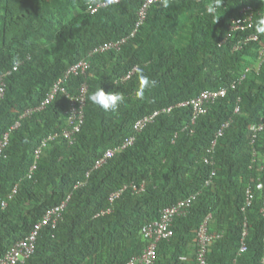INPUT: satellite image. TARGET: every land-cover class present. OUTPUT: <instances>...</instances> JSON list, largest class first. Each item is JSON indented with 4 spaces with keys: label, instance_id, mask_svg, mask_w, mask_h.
Listing matches in <instances>:
<instances>
[{
    "label": "trees",
    "instance_id": "1",
    "mask_svg": "<svg viewBox=\"0 0 264 264\" xmlns=\"http://www.w3.org/2000/svg\"><path fill=\"white\" fill-rule=\"evenodd\" d=\"M88 1L0 0V75L21 63L5 77L0 101V140L9 133L0 155V262L71 196L63 218L41 230L35 252L19 264H126L150 242L143 228L164 208L196 194L188 212L175 217L173 235L159 242L155 264H196L198 230L208 216L210 231L220 235L209 245L208 264H264V129L254 136L264 121V34L256 32L264 2H157L132 35L144 0H122L94 13ZM239 18H247L245 29L231 30ZM251 34L259 39L249 40ZM123 38L121 50L95 53L86 75L68 79L72 94L88 84L85 122L73 143L49 141L30 177L41 141L66 128L69 99L60 93L46 108L25 112L92 49ZM135 66L131 79L120 80ZM142 76L156 83L141 97ZM101 87L124 97L116 111L91 103ZM221 88L226 95L194 123L191 106H178ZM170 106L135 132L140 118ZM131 135L132 145L94 168L107 149Z\"/></svg>",
    "mask_w": 264,
    "mask_h": 264
},
{
    "label": "built area",
    "instance_id": "2",
    "mask_svg": "<svg viewBox=\"0 0 264 264\" xmlns=\"http://www.w3.org/2000/svg\"><path fill=\"white\" fill-rule=\"evenodd\" d=\"M122 0H89L87 3V9L92 13L97 12L99 9L106 7L113 3H118ZM157 2H164V0H144L143 5L141 6L138 12V21L136 24L135 30L132 32V35L136 33L138 28L144 23L148 11L150 7ZM249 8H244L243 11L248 10ZM250 19V17H249ZM247 18H239L234 21L231 25V30H244L245 29V22ZM128 38H123L120 40H113L102 43L92 49L89 53V56L85 59L80 60L79 62L71 65L64 75L60 77L55 83L53 84L51 90L48 92L46 98L41 102V104L33 109L27 110L24 115L29 114L33 110H40L46 108L51 102L54 101L56 96L60 93L66 96L69 99V108L66 111L67 115V126L66 128L57 133L50 134L48 137L44 138L39 147L36 149L35 152V161L31 166L29 176L31 177L37 168V160L39 159L43 148L47 146L49 141H52L58 137H63L73 143L76 139V135L80 132L82 125L85 122V109L87 105V91H88V84L84 81L76 94H72L68 91L66 83L68 79L72 76L77 75H86L91 67V57L95 53H102L109 50H116L119 51L122 49L123 44L127 41ZM254 39L258 40L259 36L257 34H251L249 36V40ZM261 62L259 65L262 64L264 60V46L261 48ZM20 62L16 63L13 67V70H17L20 66ZM13 70H9L4 72L0 75V101L3 99L6 91V82L5 77L9 75ZM138 70V66H135L131 71H129L125 76L121 77L120 80L126 81L132 78L134 73ZM227 90L225 88L211 90L206 89L202 91L198 96L192 98L191 100L184 101L178 104V106H188L190 105L193 110V118L192 122L194 123L196 119L207 112V105L210 102L215 101L216 99L225 96ZM173 106L165 107L159 110H156L154 113L144 116L140 118L134 125L135 132L141 131L146 125L153 122L155 117L163 112H170ZM238 110V109H237ZM23 115V116H24ZM20 122L18 121L16 126H18ZM254 136L259 131L264 129V121H261L255 128ZM218 135H222V130L218 133ZM135 141V135H131L128 137L122 145L115 146L106 150L104 155L98 159L95 164L94 168H98L103 165L108 159L116 156L120 152L124 151L130 145H132ZM9 143V133H6L3 139L0 140V155L3 154L4 150L8 146ZM216 140L213 142V146H215ZM207 163H211L208 158L205 160ZM82 183H78L76 187L80 186ZM261 187V186H259ZM264 187V184H262ZM138 190L144 188L134 187ZM18 191V185H16L13 191L8 195L6 199H4L1 203V208H6L8 205L9 200L13 199L15 194ZM122 190L116 191L110 197L111 200H114L117 196L120 195ZM71 198L69 196L65 201L61 204L55 206L54 208L47 211V213L40 219L38 222L34 224V227L31 233L25 238L18 242H16L11 249L6 253V255L1 259L0 264H19L24 262L27 258L31 257V255L35 252L37 247V241L41 230L46 225H53L56 226L57 223L63 218L64 211L67 206L68 200ZM196 198V194L188 197L186 199L180 200L173 206L166 207L162 210L161 217L149 224H147L143 230V235L150 241L149 244L144 249L143 253L137 257L130 259L126 264H155L158 253L157 248L158 244L162 239H169L174 231H173V222L175 217L184 215L190 209L194 199ZM254 198V193L252 189L247 191V201L251 203L252 199ZM262 212L264 213V206L262 208ZM209 219L208 216L204 223L200 226L198 230V247L196 251V264H208L207 262V253L209 249V245L213 242V240L220 235L214 232H211L209 229ZM247 249L246 243L243 241L241 252H245ZM237 264V263H235Z\"/></svg>",
    "mask_w": 264,
    "mask_h": 264
},
{
    "label": "clouds",
    "instance_id": "3",
    "mask_svg": "<svg viewBox=\"0 0 264 264\" xmlns=\"http://www.w3.org/2000/svg\"><path fill=\"white\" fill-rule=\"evenodd\" d=\"M264 2V0H262ZM167 0H164V7H167ZM256 32L259 34H264V17L258 19L256 23ZM155 81H150L146 77L140 78V89L137 92L138 96H143L144 91L155 85ZM91 103L99 106L105 112L116 111L120 103L124 101V97L114 92H105L101 87L94 91L89 97Z\"/></svg>",
    "mask_w": 264,
    "mask_h": 264
}]
</instances>
